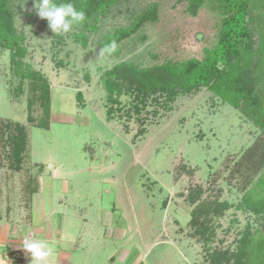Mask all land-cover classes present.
Wrapping results in <instances>:
<instances>
[{
  "label": "rangeland",
  "instance_id": "1",
  "mask_svg": "<svg viewBox=\"0 0 264 264\" xmlns=\"http://www.w3.org/2000/svg\"><path fill=\"white\" fill-rule=\"evenodd\" d=\"M9 1L25 54L13 58L0 47V221L30 222L31 190L45 172L36 200L78 240L69 251L75 264H232L245 230L255 238L264 232V217L241 206L235 170L261 130L207 88L172 101L154 95L142 105L130 94L108 103L102 83L104 72L122 62L146 68L201 59L217 42L220 16L206 5L191 17L180 0H119L89 28L55 35L34 0ZM152 4L156 23L122 42L117 56L98 57L106 35ZM35 74L49 87L48 118ZM39 119L46 127L35 126ZM10 123L28 136L22 172L10 168ZM51 174L59 192L52 198ZM20 234L18 246L27 232ZM18 246L0 247V254L7 263L29 264ZM256 258L252 264H264V255Z\"/></svg>",
  "mask_w": 264,
  "mask_h": 264
},
{
  "label": "trees",
  "instance_id": "2",
  "mask_svg": "<svg viewBox=\"0 0 264 264\" xmlns=\"http://www.w3.org/2000/svg\"><path fill=\"white\" fill-rule=\"evenodd\" d=\"M119 0H72L77 9L86 13L83 27L98 16H105ZM186 3V12L196 17L199 11L209 6L220 16L216 44L205 49L201 59L167 61L160 65L140 68L134 64L118 63L103 74V87L108 103H118L123 94H130L142 105L154 96H164L168 101L178 95H187L200 88H207L224 104L238 110L261 130V137L241 155L235 166L241 175L239 190L244 191L241 206L257 217H264V0H180ZM59 2V0H57ZM158 21V6L152 4L139 13L128 26L119 27L106 35L102 48L113 56L119 54V46L136 35L148 24ZM89 28V27H88ZM85 45L84 35H79ZM23 37L19 35L13 20L9 0H0V47L11 51L13 58L25 54ZM34 89L39 93L38 103L43 105L44 116L50 114L49 87L40 75H33ZM138 112V107L134 106ZM112 109L106 111L108 118ZM129 113V110L127 111ZM28 121L33 123L29 116ZM42 119L37 128L46 127ZM9 145L10 168L25 171L27 132L19 123H10ZM232 173H235L234 171ZM35 184L32 178L30 185ZM33 188V186L31 187ZM35 187L31 190V194ZM192 197V196H191ZM197 200V195H196ZM195 203V198L190 200ZM223 208L228 205L224 203ZM197 210L192 212L196 215ZM258 241L248 229L238 240L236 251L229 260L232 264L256 263V256L264 255V232L259 231ZM260 249V251L258 250ZM215 256L217 255L214 253Z\"/></svg>",
  "mask_w": 264,
  "mask_h": 264
},
{
  "label": "clouds",
  "instance_id": "3",
  "mask_svg": "<svg viewBox=\"0 0 264 264\" xmlns=\"http://www.w3.org/2000/svg\"><path fill=\"white\" fill-rule=\"evenodd\" d=\"M34 7L38 17L48 22L55 35L68 34L86 20L85 11L77 9L72 0H34ZM111 50L101 48L98 57ZM40 230H44L43 227L28 229L18 247L26 254L25 259L29 260V264H54L57 252L53 237L38 234ZM0 264H4L3 259H0Z\"/></svg>",
  "mask_w": 264,
  "mask_h": 264
},
{
  "label": "crops",
  "instance_id": "4",
  "mask_svg": "<svg viewBox=\"0 0 264 264\" xmlns=\"http://www.w3.org/2000/svg\"><path fill=\"white\" fill-rule=\"evenodd\" d=\"M9 119V118H6ZM41 169L42 167L39 166ZM43 169V168H42ZM44 173L39 176L36 180V186L35 191L32 194V200H31V216H30V222H28L25 226L21 225H14L9 223H4L0 221V247H4V249H11L18 246L19 239L23 234H20L21 232H27L28 229L34 228V227H43L44 230H40L38 234H45V235H51L53 237L52 242L56 245V252L57 256L54 261L56 264H75V262L72 260V255L69 253V251H72L76 248L78 240H74L75 236L71 237L72 234L70 230H68V227L66 228L64 225L59 227V225L55 224L53 220V215H55V210H49L46 206V202L44 203H38L37 198L39 196L38 194V182L40 185V182H42V177L44 176ZM56 175H50V181L51 183V190L50 195L51 198L56 195ZM55 192V193H54ZM54 199V198H53ZM53 201V200H52ZM56 204L61 207L66 204H64L63 199H57L55 201ZM52 207L54 205V202L51 203ZM50 211V212H49ZM52 211V214H50ZM19 233V234H18ZM77 237V236H76ZM79 239V238H78ZM1 250V249H0ZM5 254H0V259L4 260V264H10L7 263V259H5Z\"/></svg>",
  "mask_w": 264,
  "mask_h": 264
},
{
  "label": "built area",
  "instance_id": "5",
  "mask_svg": "<svg viewBox=\"0 0 264 264\" xmlns=\"http://www.w3.org/2000/svg\"><path fill=\"white\" fill-rule=\"evenodd\" d=\"M19 251H20V253H21V252H23V251H22V250H20V249H19Z\"/></svg>",
  "mask_w": 264,
  "mask_h": 264
}]
</instances>
